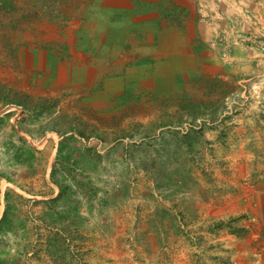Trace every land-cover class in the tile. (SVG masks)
Wrapping results in <instances>:
<instances>
[{
	"label": "rangeland",
	"instance_id": "obj_1",
	"mask_svg": "<svg viewBox=\"0 0 264 264\" xmlns=\"http://www.w3.org/2000/svg\"><path fill=\"white\" fill-rule=\"evenodd\" d=\"M137 3L0 0V218L7 192L11 220L0 229V264H235L216 245L217 229L234 220L204 216L199 199L264 175V67L224 94L207 78L177 75L173 97L142 104L123 88L111 105L90 103L72 68L121 65ZM217 5L199 14L219 25L220 57L231 61L235 43L264 53L253 33L259 9ZM124 16L129 23H117ZM53 68L65 69L59 79Z\"/></svg>",
	"mask_w": 264,
	"mask_h": 264
},
{
	"label": "crops",
	"instance_id": "obj_2",
	"mask_svg": "<svg viewBox=\"0 0 264 264\" xmlns=\"http://www.w3.org/2000/svg\"><path fill=\"white\" fill-rule=\"evenodd\" d=\"M137 1V11L133 12L131 21L138 23V31H126V37H122V42L131 46L130 51L121 53L124 57L122 64L115 68H72V86L80 95H88L90 103L111 105L114 103L113 98L118 97L123 88L136 89V96L142 104L150 96L173 97L178 91L175 81L177 75L179 80L186 81H202L207 78L214 81L216 89L223 93L226 90L222 89L225 88L224 85L230 86L242 74L264 67V53L255 44L249 46L235 43V36L231 31L224 35L230 44H236L233 46L231 61H224L220 57L221 46L212 44L219 25L201 18L199 5L208 7L200 9L203 13L212 14L215 10L212 12L211 9L217 2L221 12L231 14L233 9L230 7V0ZM247 1L253 7L251 11L259 9L264 16V0ZM127 19L128 16H124L117 23L122 24L123 20V24L129 23ZM253 33L264 39V17L257 27H253ZM125 62L135 65L124 67ZM28 69L30 68H26ZM64 70L55 69L57 79ZM113 72L121 74L115 78L117 83H114L111 76ZM194 87L202 90L205 88L200 82ZM38 93L34 92V96ZM222 93L219 96H224ZM255 178L253 184L245 186L241 182L230 181L236 186L232 194L207 202L199 199V206L204 208L201 209L204 216L214 217L217 222L234 220L233 226H220L223 228L217 229L216 234L219 235L216 245L222 250L227 248L225 252L235 260V264H264V175L262 179L257 176Z\"/></svg>",
	"mask_w": 264,
	"mask_h": 264
},
{
	"label": "trees",
	"instance_id": "obj_3",
	"mask_svg": "<svg viewBox=\"0 0 264 264\" xmlns=\"http://www.w3.org/2000/svg\"><path fill=\"white\" fill-rule=\"evenodd\" d=\"M4 199H5V209L3 211V214L0 218V229H5L10 227L11 220L8 216V208H9V195L6 192L4 194Z\"/></svg>",
	"mask_w": 264,
	"mask_h": 264
}]
</instances>
